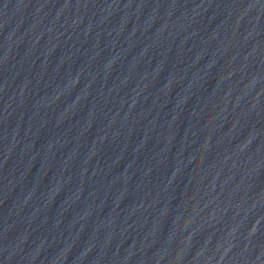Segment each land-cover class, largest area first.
<instances>
[{"label":"water","instance_id":"95a60500","mask_svg":"<svg viewBox=\"0 0 264 264\" xmlns=\"http://www.w3.org/2000/svg\"><path fill=\"white\" fill-rule=\"evenodd\" d=\"M0 264H264V0H0Z\"/></svg>","mask_w":264,"mask_h":264}]
</instances>
